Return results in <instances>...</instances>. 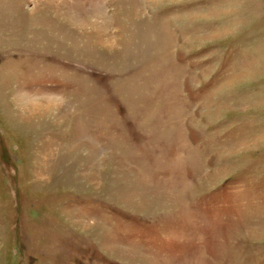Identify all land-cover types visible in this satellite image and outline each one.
<instances>
[{"label":"rangeland","instance_id":"374dc122","mask_svg":"<svg viewBox=\"0 0 264 264\" xmlns=\"http://www.w3.org/2000/svg\"><path fill=\"white\" fill-rule=\"evenodd\" d=\"M0 264H264V0H0Z\"/></svg>","mask_w":264,"mask_h":264}]
</instances>
